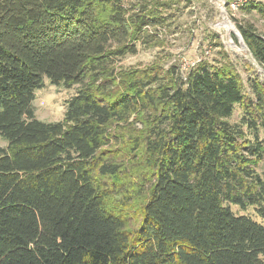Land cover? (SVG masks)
I'll list each match as a JSON object with an SVG mask.
<instances>
[{
    "label": "trees",
    "instance_id": "obj_1",
    "mask_svg": "<svg viewBox=\"0 0 264 264\" xmlns=\"http://www.w3.org/2000/svg\"><path fill=\"white\" fill-rule=\"evenodd\" d=\"M171 1L0 0V264H264V82L226 56L115 69ZM44 77L77 86L59 121L32 110Z\"/></svg>",
    "mask_w": 264,
    "mask_h": 264
},
{
    "label": "rangeland",
    "instance_id": "obj_2",
    "mask_svg": "<svg viewBox=\"0 0 264 264\" xmlns=\"http://www.w3.org/2000/svg\"><path fill=\"white\" fill-rule=\"evenodd\" d=\"M135 0H126L130 4ZM264 0H172L168 20L164 26L148 29L153 37L137 46L136 53H128L115 60V69L145 68L152 63L162 67L176 65L185 73L199 59L213 63L224 61V56L235 66L246 86L249 79L264 82V70L257 64L244 44L237 25L242 21L251 22L264 35V17L257 11H247L243 5ZM43 87L35 91L32 110L38 120L59 121L66 111V103L75 94L77 86L70 88L63 84H52L47 77ZM241 111L235 108L230 118L237 122ZM261 170V167H259ZM255 205L240 208L231 205L236 215H246L257 222H263ZM131 224L136 221L131 220Z\"/></svg>",
    "mask_w": 264,
    "mask_h": 264
}]
</instances>
